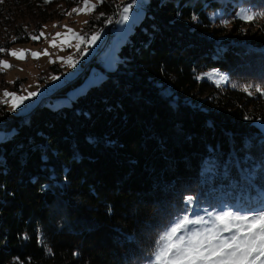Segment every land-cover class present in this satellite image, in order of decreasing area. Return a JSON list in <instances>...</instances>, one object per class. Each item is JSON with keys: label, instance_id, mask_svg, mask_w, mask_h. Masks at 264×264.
Segmentation results:
<instances>
[{"label": "trees", "instance_id": "trees-1", "mask_svg": "<svg viewBox=\"0 0 264 264\" xmlns=\"http://www.w3.org/2000/svg\"><path fill=\"white\" fill-rule=\"evenodd\" d=\"M241 7L264 0H147L99 83L26 116L0 107V264H146L184 215L264 205V16ZM118 8L104 0L92 23ZM14 16L6 50L54 19L2 34ZM210 69L228 82L197 79Z\"/></svg>", "mask_w": 264, "mask_h": 264}, {"label": "rangeland", "instance_id": "rangeland-1", "mask_svg": "<svg viewBox=\"0 0 264 264\" xmlns=\"http://www.w3.org/2000/svg\"><path fill=\"white\" fill-rule=\"evenodd\" d=\"M105 1H108V3L113 2L119 8L116 16L110 17L102 29L97 28V22L92 23L93 19L99 18L101 15L97 12V7L102 3L101 0H90V5H96L95 10L88 12L81 11L79 14L72 12V9H84L83 0L73 5L64 0H51L50 3H44V0H16L18 4L13 6L11 5V3H14L12 0H2L0 2V10L3 12V14L0 12V17L4 15V17H1L0 22L4 23L9 13L11 14L13 12L15 15L11 18L10 25L5 24L1 27L2 34L10 35L16 29L19 32L25 29V32L28 31L32 34L37 30L39 14L49 18L51 17L50 15L54 16V19L47 20L42 24L39 33L43 32L44 35L40 36L39 40L31 39L28 42H17L2 52L3 56H1L0 60L7 61L12 67L0 70V101L6 99L3 96L4 90L23 96H26L28 92H36L37 95L25 100L15 111L12 110L11 103H0V107H4L13 114L21 116H26L35 107L44 103H47L51 108L61 107L62 105L69 104L77 95L83 94L90 85L99 83L106 76L107 71L115 68L116 63L119 61L118 51L129 40L134 26L143 16L144 5L147 0ZM128 5H131L128 14L129 19L125 21L122 19V10L123 7ZM5 6H8V10L5 9ZM248 11L250 10L241 7L237 11L239 15H236L242 18ZM218 14L220 15L221 12L219 11ZM58 16H62V18L58 19ZM228 17L229 15H225L221 19V22H219V25L222 28L230 30L231 24L227 20ZM69 28L84 39L78 41L72 33L68 32ZM97 32H99V36L93 39L94 34ZM56 33H61V36H55ZM13 39L14 35L10 36V40ZM77 43L80 44L79 49L76 47ZM52 44H55V46H51ZM20 49L30 50L24 53V59H17L9 54V50ZM45 49L48 54H41L39 58H33L30 54V52L43 53ZM67 57L72 58L71 62L74 66H69L65 62ZM92 59L95 61V65H92L87 72H84ZM50 60L54 62L50 63ZM220 75L226 77V80L220 84L228 82V76L221 74L216 69L205 71L201 74L200 78H207L217 84L215 81ZM53 76L56 79H52ZM81 76L80 82L68 88L65 92L60 93L61 91L59 90L62 87ZM54 93L55 97L52 96ZM7 99L11 100L10 97ZM256 124L264 132V124L260 121H257ZM259 210H264V205L261 207H253L249 210L222 209L209 211L213 214L211 217L208 215L209 212L188 216L190 219H194L195 216L199 215L203 216L205 220L211 221L221 211H230L235 214H247L251 216L254 211ZM249 223L252 226V231H256L264 226V220L249 221ZM209 226L210 224L188 225V228ZM180 234L183 233L181 232ZM224 235H229V233H224ZM154 260L155 255L146 264H153Z\"/></svg>", "mask_w": 264, "mask_h": 264}, {"label": "snow or ice", "instance_id": "snow-or-ice-1", "mask_svg": "<svg viewBox=\"0 0 264 264\" xmlns=\"http://www.w3.org/2000/svg\"><path fill=\"white\" fill-rule=\"evenodd\" d=\"M50 2L51 0H44V3ZM83 4L85 6L84 9L74 8L72 12L79 14L81 11L88 12L95 10L96 5H90V0H83ZM130 8L131 5L123 7L122 19L125 21L129 19ZM256 15L264 16V12L252 13L248 11L242 19L253 21ZM68 32L72 33L78 41L84 39L70 28ZM43 35L44 33L40 32L39 35H32L30 38L32 40H39L40 36ZM55 36L59 37L61 33H56ZM98 36L99 32L94 34L93 39ZM51 46L54 47L55 44ZM76 47L79 49L80 44L77 43ZM4 51L5 49L0 47V53ZM29 51L26 49L9 50V54L17 59H24V53ZM30 54L33 58H39L41 54L47 55L48 53L45 49L43 53L30 52ZM71 60V57H67L65 62L69 66H74ZM51 62L54 61L50 60ZM10 67L12 66L7 61L0 60V70ZM199 78L197 77V79ZM52 79H56V77L53 76ZM225 80L226 77L220 75L215 82L219 85ZM233 86L235 87V85ZM251 87L253 86H244L242 90L252 95L253 93L249 92V88ZM255 92L264 93V89L260 86H255ZM36 95V92H28L26 96H23L4 90L3 96L6 99L0 101V103H11L12 110L15 111L25 100ZM9 97L11 100L7 99ZM0 133H3V135H0V142L8 139L5 129H0ZM188 201L191 202L192 197H188ZM208 215L211 217L213 214L209 212ZM258 220H264V210L254 211L251 216L221 211L211 221H207L203 216L199 215L195 216L194 219H190L188 215H184L161 235L153 264H257V262L264 264V259H262L264 257V226L256 231H252V226L249 223V221ZM204 224H210V226L188 228V225ZM181 232L183 234H180ZM224 233H229V235H224Z\"/></svg>", "mask_w": 264, "mask_h": 264}, {"label": "bare ground", "instance_id": "bare-ground-1", "mask_svg": "<svg viewBox=\"0 0 264 264\" xmlns=\"http://www.w3.org/2000/svg\"><path fill=\"white\" fill-rule=\"evenodd\" d=\"M99 51H101V50H99ZM98 56V55H97Z\"/></svg>", "mask_w": 264, "mask_h": 264}]
</instances>
